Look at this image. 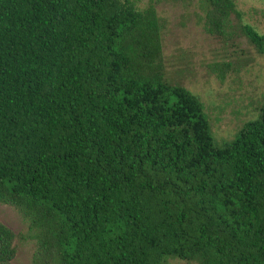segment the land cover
Returning a JSON list of instances; mask_svg holds the SVG:
<instances>
[{
    "label": "trees",
    "instance_id": "obj_1",
    "mask_svg": "<svg viewBox=\"0 0 264 264\" xmlns=\"http://www.w3.org/2000/svg\"><path fill=\"white\" fill-rule=\"evenodd\" d=\"M208 3L212 31L241 20ZM0 201L32 221L36 264H264V103L217 147L165 80L153 7L0 0ZM15 239L0 222V264Z\"/></svg>",
    "mask_w": 264,
    "mask_h": 264
},
{
    "label": "rangeland",
    "instance_id": "obj_2",
    "mask_svg": "<svg viewBox=\"0 0 264 264\" xmlns=\"http://www.w3.org/2000/svg\"><path fill=\"white\" fill-rule=\"evenodd\" d=\"M134 1L140 9L153 7L159 18L166 82L200 99L215 146L234 141L264 103V55L243 29L247 24L264 36V0H233L241 20L230 15L219 32L210 29L208 0ZM0 222L16 236L11 264H36L42 248L30 218L0 201ZM166 264L197 263L169 259Z\"/></svg>",
    "mask_w": 264,
    "mask_h": 264
}]
</instances>
